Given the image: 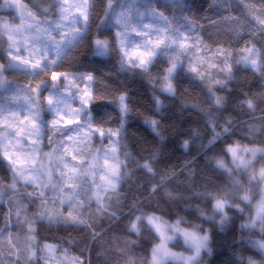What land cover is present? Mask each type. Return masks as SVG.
<instances>
[{"label":"clouds","instance_id":"9594fccd","mask_svg":"<svg viewBox=\"0 0 264 264\" xmlns=\"http://www.w3.org/2000/svg\"><path fill=\"white\" fill-rule=\"evenodd\" d=\"M0 264H264V0H0Z\"/></svg>","mask_w":264,"mask_h":264}]
</instances>
